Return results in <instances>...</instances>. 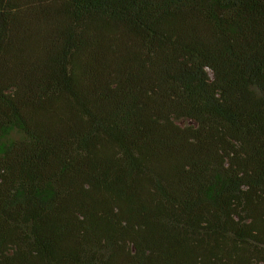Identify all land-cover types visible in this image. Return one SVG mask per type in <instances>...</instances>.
Listing matches in <instances>:
<instances>
[{
  "label": "trees",
  "instance_id": "obj_1",
  "mask_svg": "<svg viewBox=\"0 0 264 264\" xmlns=\"http://www.w3.org/2000/svg\"><path fill=\"white\" fill-rule=\"evenodd\" d=\"M0 264H264V0H0Z\"/></svg>",
  "mask_w": 264,
  "mask_h": 264
}]
</instances>
